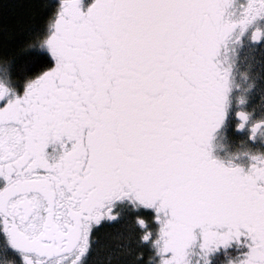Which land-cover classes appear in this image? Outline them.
Masks as SVG:
<instances>
[{
	"label": "snow or ice",
	"instance_id": "obj_1",
	"mask_svg": "<svg viewBox=\"0 0 264 264\" xmlns=\"http://www.w3.org/2000/svg\"><path fill=\"white\" fill-rule=\"evenodd\" d=\"M0 264H264V0H0Z\"/></svg>",
	"mask_w": 264,
	"mask_h": 264
}]
</instances>
